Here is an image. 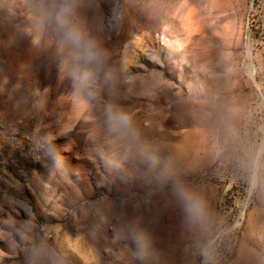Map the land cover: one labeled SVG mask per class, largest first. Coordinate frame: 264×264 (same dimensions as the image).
Returning a JSON list of instances; mask_svg holds the SVG:
<instances>
[{
	"label": "rangeland",
	"instance_id": "rangeland-1",
	"mask_svg": "<svg viewBox=\"0 0 264 264\" xmlns=\"http://www.w3.org/2000/svg\"><path fill=\"white\" fill-rule=\"evenodd\" d=\"M249 7L0 0V264H264Z\"/></svg>",
	"mask_w": 264,
	"mask_h": 264
},
{
	"label": "built area",
	"instance_id": "built-area-1",
	"mask_svg": "<svg viewBox=\"0 0 264 264\" xmlns=\"http://www.w3.org/2000/svg\"><path fill=\"white\" fill-rule=\"evenodd\" d=\"M257 29L264 32V0H250L245 37L251 40Z\"/></svg>",
	"mask_w": 264,
	"mask_h": 264
},
{
	"label": "clouds",
	"instance_id": "clouds-1",
	"mask_svg": "<svg viewBox=\"0 0 264 264\" xmlns=\"http://www.w3.org/2000/svg\"><path fill=\"white\" fill-rule=\"evenodd\" d=\"M65 38L67 41H69L70 43H78L81 39V33L79 32L78 29H75V28H69L67 31H66V34H65ZM116 117L120 120H126L127 117L124 115V114H121V113H117L116 114ZM111 118V117H110Z\"/></svg>",
	"mask_w": 264,
	"mask_h": 264
}]
</instances>
